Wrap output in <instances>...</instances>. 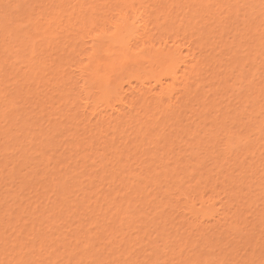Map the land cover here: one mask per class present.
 <instances>
[{
    "label": "bare ground",
    "instance_id": "bare-ground-1",
    "mask_svg": "<svg viewBox=\"0 0 264 264\" xmlns=\"http://www.w3.org/2000/svg\"><path fill=\"white\" fill-rule=\"evenodd\" d=\"M23 1L0 0V53L16 42L26 66L0 86V264H264V46L249 24L264 0H52L61 32L33 7L3 15ZM50 40L65 52L52 80ZM50 92L66 124L85 108L65 130L81 133L75 166L51 176L67 152L50 146L64 128ZM112 104L126 115L92 125Z\"/></svg>",
    "mask_w": 264,
    "mask_h": 264
},
{
    "label": "rangeland",
    "instance_id": "rangeland-1",
    "mask_svg": "<svg viewBox=\"0 0 264 264\" xmlns=\"http://www.w3.org/2000/svg\"><path fill=\"white\" fill-rule=\"evenodd\" d=\"M65 1L67 2L66 10L68 12H71V13L74 12V10L76 8L75 3L72 0H65ZM97 1L100 2L101 0H94V2H97ZM144 1L147 2V1H151V0H144ZM219 1H221V0H219ZM21 6L22 7L13 6L12 4L9 5V6H6L4 8V10H3V15H8L9 17L18 18V17H20V14H21L20 12L23 10V8H25V7H28V8L31 7L32 8L33 7L35 9L36 13H39L40 11H42L41 16H39L38 18L36 17L37 20H39L38 25H43L46 22V19H48L49 15H50V30L57 29L55 32H61V30H63L62 27L64 26V24H66V13L63 15V17H60V18L53 16L54 9H55V4H53L52 0H50V3H49V1L24 0ZM150 7H151L150 9H152L153 6H150ZM148 8H149V6H148ZM150 9H149V11H150ZM112 12L113 13H111V11H110V13H108L107 16L109 17V15H110V18H111V16L113 17L115 12L114 11H112ZM241 14H243V11H241ZM238 19H239L238 23L240 24V23L243 22V20H246L247 17H244V15H243V16H240ZM254 21H256V23L252 24ZM0 22H1V20H0ZM17 24L19 25V21H18ZM249 24H252V26H254V27L258 26V32H259V34H261L260 38H258V42H262L263 43L262 46H264V4L260 7V10L256 12V15L253 16V18L249 21ZM22 28L24 30V33L31 32V27L29 26V22H24L22 24ZM153 28L155 29V25H152V31H151L152 34L156 33V29L154 30ZM239 28L242 30L245 27L244 26H240ZM34 36H35V33L32 32V36H31L30 39H32L34 41V43L38 44L37 39ZM25 38L28 40V43L30 44L29 37H25ZM2 39L3 38L0 35V41ZM253 41H256L255 36H253L249 40V43H253ZM1 44L2 43L0 42V45ZM3 44H5L6 47L13 48V50L16 51V57L9 56V55H4V54L0 53V56H1L0 65H2V66L4 65V68H5V69L3 68V70H4L2 72L3 74L0 73V75H1V77H0V86L4 84L5 80H8V79H10V80L12 79L13 80V78L16 77V76H14L12 74L16 75V73H18L19 71H21V72H25L26 71V69H25L26 66L24 64L25 61L23 62L19 58V56H21L22 53H21V48L18 47V43L6 39L3 42ZM63 45L60 44L56 40H54V41L50 40V80L53 79L52 72L54 70H59L60 69V61H62V58L64 57V53H65L64 50H63V48H64ZM78 48L81 49L80 47H78ZM184 53H185V50H184ZM227 53L228 52H226V51H223L222 53H218L217 52L218 58H220V59H222L224 61H227V62H232V61H242L246 57V53H239L237 55H227ZM262 54L264 55V49L262 50ZM36 58L37 57H35L34 62H36ZM24 59L27 61L29 59V57L24 58ZM65 70H66V73L68 72L69 77L72 78L71 80H73V82H74V80L76 82H78L79 78L75 77V73L76 72H74L73 70H70L69 66H64L63 67V71H65ZM18 74H21V73H18ZM161 79L162 80H160V81L163 84L161 82L160 83L163 86L165 84H166L165 86L170 84V80L169 79H167L165 77H163ZM10 80L8 82L9 84L11 82ZM13 83H15V82H13ZM53 83H54V81H53ZM11 85H12V83H11ZM14 85L15 84H13L11 87H13ZM10 86H9L8 89L10 91H12ZM74 86H75V89H76V93L81 92L80 88H79L80 84L74 85ZM123 87H124V92H125V97L127 99V102H130L131 99L132 100L134 99L133 96H135L136 94L132 91V89L128 88L127 85H124ZM145 87H146L145 90L147 89L145 92L155 93L156 91H158L159 85L157 84V86H156V85H154V83H149ZM50 93L54 94V95H50V127H53L54 124L58 123L61 119H63V124H61V125L64 127L63 130L50 135V140H52L50 146L56 145L54 147V150H53L54 152H56V154H60L64 150H65V152H67L66 155L64 156L65 159L63 160V162H61V163L50 162V176H51V175H54L55 173H64L66 171H71L73 169L72 167L75 166L74 162H75L77 156L79 155L80 151L77 152L74 149L71 150L72 149L71 147L76 143L75 139L78 138L77 136H79L81 133H77V134L71 136L68 133V131H65V130H66V127L74 128V126L81 120V117L84 115L85 108L83 106H81V105H78V106L74 107L72 111H69L68 114L76 113L77 117H76V120L74 119V120L70 121V124L67 123L68 124L67 125L66 121L64 120V117H60V113L63 110H65L66 107L60 108V109H54L56 104L54 106H52L53 103L59 99V93L58 92H50ZM125 108H126V106L123 108L120 105L112 104V106L110 108L102 111L99 116H95V117H93L91 119L92 120V125L101 126V125H108L110 123H113L120 116H125L126 115L127 108L126 109ZM2 123H5V122H2ZM56 128H62V127L58 125ZM167 128H169V127H167ZM167 128H165V129H167ZM166 132H168V129L166 130ZM70 133H72V132H70ZM9 154H10V152H9ZM0 156H1V154H0ZM8 156H10V155H8ZM5 157H7V156H5ZM52 158H55V157H52ZM3 161H5V160H3ZM6 161H7V159H6ZM11 161H9V162H11ZM13 161H15V160H13ZM147 162H155V161L148 160ZM4 163H2V164L4 165ZM90 165H91V163H87V164H85L83 166L80 165V167H84L82 170H86V172H89V171L93 170V168H91ZM0 167L4 168V167L1 166V164H0ZM8 170H9V168L7 170L4 169V170H1V171L6 172ZM9 186H12V185L9 184ZM3 192H4V190H3ZM253 195H256V193H253ZM256 198H255L256 202H259V203H257V205H259V206L256 207L257 212H258V210H260L261 207H262L261 206L262 203L260 204V202H264V201H262V199H264V197L263 196H256ZM258 200H260V201H258ZM217 217L215 218V220H212V221L216 223L217 220H219V218H217ZM219 217H220V215H219ZM212 221L210 220V222H208V224L206 222L205 225H207V226L204 229L209 230L211 225L214 224V223H212ZM209 225H210V227H209Z\"/></svg>",
    "mask_w": 264,
    "mask_h": 264
}]
</instances>
